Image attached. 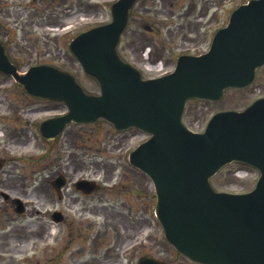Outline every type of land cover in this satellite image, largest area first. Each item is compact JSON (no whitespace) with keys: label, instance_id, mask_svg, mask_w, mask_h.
<instances>
[{"label":"water","instance_id":"95a60500","mask_svg":"<svg viewBox=\"0 0 264 264\" xmlns=\"http://www.w3.org/2000/svg\"><path fill=\"white\" fill-rule=\"evenodd\" d=\"M133 1L113 4L109 24L78 35L69 45L84 72L98 81L99 96L85 94L71 75L50 66L18 74L2 47L0 72L28 94L68 107L66 115L40 125L48 140L70 121L100 118L117 130L135 127L151 134L129 160L153 181L157 218L181 254L201 264H264V98L241 112L215 114L203 133L181 123L188 99L219 100L225 88L249 85L255 68L264 65V0L236 9L208 53L182 56L173 73L153 80H142L116 53ZM231 161L259 170L251 192L221 193L209 185V178ZM139 264L161 263L144 258Z\"/></svg>","mask_w":264,"mask_h":264},{"label":"rangeland","instance_id":"374dc122","mask_svg":"<svg viewBox=\"0 0 264 264\" xmlns=\"http://www.w3.org/2000/svg\"><path fill=\"white\" fill-rule=\"evenodd\" d=\"M112 1L82 0L84 4L82 12L73 4L70 7L73 27L69 35L72 37L81 29L106 22L110 16L109 5ZM195 1L197 3L195 13L202 12L209 6L211 7L208 11L209 14L215 10L214 15H208V17L199 19L197 22L201 26L195 33V39H197L195 48L197 53H201L208 49L213 32L225 25L228 10L246 0ZM80 17L85 18L79 20ZM151 19L155 20L154 17ZM131 31L129 27L122 36L118 53L122 55L125 61L137 68L142 73L143 78L151 77L156 73L146 70L145 67L151 69L159 63L163 71L172 69L174 58L182 49L174 46L177 33L173 35L164 33L163 39L153 37L150 40L149 37L141 33L136 34ZM179 33V35L183 33L186 35L184 31ZM67 36L68 34L66 38ZM187 37L192 36L187 35ZM132 39L135 40L133 44L131 43ZM58 42L59 45L50 40L48 50H45L46 45L40 42L34 46L22 48L21 51L18 50L19 60H21L18 70L24 72L36 62H46L73 75L86 93L99 94L97 82L83 73L81 67L70 56L63 38H59ZM25 45L22 44V46ZM148 46L151 47V51L146 58L143 56V51ZM16 52L17 50L13 51V58ZM44 52L48 55H43ZM262 96H264V67L257 70L256 78L249 87L226 90L224 97L217 102L190 100L186 104L182 121L190 129L203 130L209 118L216 112L233 109L242 110ZM64 108L63 103L60 102H46L28 97L11 78L0 76V158L7 155L14 159H20V162L16 161L15 164L14 162H7L3 172L5 173L6 170L13 173L17 172L24 184L25 191L34 196L33 193L39 189L40 185L45 184L43 180L46 179L47 173L42 174L43 168L46 166L50 168L58 162L60 165H69L70 159L73 162L76 161L74 154L77 153L82 156L86 166L84 174L88 178L99 181L114 178V183L123 181L124 187L120 188L114 200L118 211L117 218L135 216V218L145 219L147 228L144 232L148 236L150 235V251L153 256L163 260L165 264H195L177 253L165 241L162 229L154 216L155 193L153 185L142 176L134 173L128 166L127 156L129 152L144 141L145 135L132 129L121 132L115 131L112 125L105 120H98L93 124L80 125L75 128L69 127L57 145L50 147L39 137L37 123L48 116L59 114ZM48 152H50L49 158L47 157ZM33 169L34 172H32ZM238 171L243 173L242 178L236 176ZM4 173L0 177H4ZM257 178L256 171L231 164L222 168L210 180V183L218 191L247 192L253 188ZM30 204H34V199H30ZM35 212L30 206L26 217L21 219L16 217L15 222L9 225V222L6 224L3 219L7 212L0 204V240L4 238L6 232L13 231V235L19 232L22 235L20 228L15 225L26 221H35L40 216ZM20 220H22L21 223ZM86 221L96 224L89 227L87 234L88 239L93 240V233L101 228L100 223H103L104 216L102 214L98 217L88 215ZM64 233V229L61 230L58 227L54 232L55 235L61 237L64 236ZM88 242L82 240V244H80L82 250H79V245L75 241L66 243L61 238L55 243V251L53 252L38 240H24L23 238L16 244L11 239L8 241L10 246L12 248L14 246L19 247L16 251H3L0 254V264H111L104 255V250L96 252L94 249H90L91 244ZM109 243L104 244V246Z\"/></svg>","mask_w":264,"mask_h":264},{"label":"flooded vegetation","instance_id":"af4514ba","mask_svg":"<svg viewBox=\"0 0 264 264\" xmlns=\"http://www.w3.org/2000/svg\"><path fill=\"white\" fill-rule=\"evenodd\" d=\"M73 4L81 12L84 10L82 0L74 2L73 0H0V44L5 49L9 60L15 65L19 64L21 60H19L18 50L21 51L22 48L34 46L39 42L46 45L45 50H48L50 40L59 45V38L62 37L67 45L72 38L69 32L72 19L70 7ZM196 8L195 0H138L130 10L128 26L131 32L141 33L150 40L153 37L163 39L164 33L169 35L177 33L174 46L195 52L197 43L195 33L201 26L197 22L208 15H213L208 12L210 6L199 13H195ZM152 17L155 20H152ZM181 31L186 32V35L184 33L181 34L182 36L179 35ZM134 42L135 40L132 39L131 43ZM22 44L26 45L22 46ZM16 50L13 58V51ZM43 55L48 54L44 52ZM44 63L46 62L34 64ZM0 76L3 75L0 74ZM55 143L54 141L52 145L55 146ZM74 155H76V161L73 162L70 159L69 165L62 166L57 163L58 165L54 164L55 166H50L51 168L48 166L43 168L42 174L46 172L47 177L43 180L45 184L40 185L39 189L33 193L35 197L25 191L17 172L13 173L10 170H6L5 173L3 170L0 172V175L4 173V177H0V204L7 212L3 218L6 224L7 222L9 225L13 224L16 217L18 219L26 217L30 206L37 215L40 214L35 221L21 223L22 220H20L21 224L15 225L20 228L22 235L19 232L13 235V231L4 233V238L0 240V254L3 251L10 252L18 249L19 246L13 248L10 246L8 241L11 239L16 244L23 238L38 240L54 252L55 243L63 238L66 243L75 241L79 245V250H82L80 246L82 240L89 241L90 249L96 252L104 250V255L111 264H137L141 257L152 256L150 235H144L147 228L145 219L135 218V216L117 218L118 211L114 200L120 188L124 187L123 181L114 183V178L105 179L97 182V190L88 193L79 186V182L86 178L84 174L86 166L81 155L77 153ZM0 160L3 162V168L7 162H14V164L16 161L20 162V159L7 155ZM139 175L141 176V173ZM59 176H61V188L57 190L56 178ZM1 192L7 194L9 198L5 199ZM12 198L23 201L20 213L15 212L16 206L11 203ZM30 199H34V204H30ZM100 214L104 216V221L100 223L101 228L93 233V240H90L87 235L89 227L96 224L87 222L86 218L88 215L98 217ZM56 227L64 229V236L54 234ZM108 242L110 243L104 246Z\"/></svg>","mask_w":264,"mask_h":264}]
</instances>
